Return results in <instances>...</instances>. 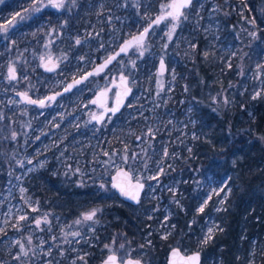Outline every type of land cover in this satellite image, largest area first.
Returning a JSON list of instances; mask_svg holds the SVG:
<instances>
[{
  "label": "rangeland",
  "instance_id": "obj_1",
  "mask_svg": "<svg viewBox=\"0 0 264 264\" xmlns=\"http://www.w3.org/2000/svg\"><path fill=\"white\" fill-rule=\"evenodd\" d=\"M79 1L63 0V7L54 8L49 0H40L35 5L33 0H0V143L5 151L10 149L11 158L6 178L4 182L0 180V229H3L0 231V264H86L89 248L100 240L99 212L94 218L99 223H94L82 219L83 214L92 209L73 217H62L53 210L42 208L39 197L28 183L44 172L51 179L58 178L66 186L76 189L85 187L89 180H96L95 184L107 192L111 187L108 178L118 168H128L136 179L146 183L142 211L155 221L153 229L161 237L173 234L176 228L170 223L173 207L184 208L185 189L191 185V200L198 202L196 211L205 201V210L210 207L214 211L213 215L204 217L200 225L196 224L200 239L196 246L201 247L207 228L218 225L215 233L221 227L215 213L225 209L231 186L228 178L220 181L214 173L204 172L202 166L197 169L185 167L186 157L199 138L208 139V131L196 114V103L189 102L184 95L189 91L188 84H181L183 89L179 91L178 65L193 59L202 42L204 57L215 59L212 62L219 68L214 72V81L207 86L203 82L205 79L200 77V101L205 105L207 100L215 111L221 105V98H227V89L236 92L240 87L241 93H250L251 100L257 91L261 93L260 97L264 94V55L261 58L248 56L250 60L255 57L256 64L252 69L242 61L245 50L240 43L241 34L256 29L255 21L245 16L249 2H235L233 10L241 16L231 23L227 15L224 19L219 16L220 8L215 0H194L184 11L188 19H182L171 40L168 18L151 32L145 41L143 55L134 47L108 71L93 76L57 101H50L44 107L28 106L18 92L44 98L63 89L108 57L127 38L141 31L157 14L169 11L165 6L171 2L161 1L160 10L154 12L151 0H88L84 14L90 26L83 27L76 35L66 33L67 36L60 37L61 31L68 29L61 20L62 13L69 7L76 8ZM4 7L8 10L4 11ZM33 7H41L39 12H51L57 24L54 26L47 19L37 22L38 18L34 22L35 14L39 12L31 11ZM258 11L264 16V2ZM25 19L32 23L30 29L21 26L25 25L22 22ZM244 23L252 28H247ZM257 33L258 30V39ZM68 43L72 47L85 48L78 54L72 49L63 54ZM145 57L155 62L148 74L141 66ZM237 57L236 69L239 77L246 76L245 81L238 85L235 80H229L225 89L219 78L233 69ZM49 58L59 64L55 72H47L43 67ZM9 67H15L17 80L8 79ZM120 75L129 78L133 94L120 114L111 115L98 124L93 117L100 109L91 103V99L100 90L111 88L112 101ZM124 157L128 158L127 162ZM160 169H163L162 173ZM151 176H158V179H148ZM226 193L225 203H219ZM217 208L221 210L217 211ZM20 215L27 219L20 221ZM37 219L41 221L39 227L35 222ZM196 219L199 220L200 215ZM77 220L81 223L76 224ZM73 232L80 235L74 237ZM149 235L151 231L147 237ZM17 240L24 245L27 256L20 252ZM121 243H124V249H120ZM107 245L108 254L111 248L121 258L138 256L136 258L146 263L144 250L131 245L122 235H116ZM255 251L254 248L251 252L252 261ZM16 256L20 259H15Z\"/></svg>",
  "mask_w": 264,
  "mask_h": 264
},
{
  "label": "trees",
  "instance_id": "obj_2",
  "mask_svg": "<svg viewBox=\"0 0 264 264\" xmlns=\"http://www.w3.org/2000/svg\"><path fill=\"white\" fill-rule=\"evenodd\" d=\"M161 1L165 0H151V10L158 12ZM215 1L219 5L221 18L224 19V15H227L229 22L233 23V20L241 16L233 10L235 2L239 0ZM241 1L249 2L245 16L255 21L259 34L258 39L256 29L241 34L240 43L245 50L242 61L252 69L256 64L255 57L250 60L248 56L258 55L261 58L264 55V16L258 11L264 0ZM87 2L88 0H80L76 8L69 7L62 13L61 20L68 25L69 31L64 29L60 37L65 36L66 33L76 35L75 33L83 27L90 26L84 14ZM5 10L8 9L4 7ZM45 18H48L47 15ZM244 25L252 28L248 23ZM108 27L106 25V28ZM253 33L255 35H252ZM84 48L76 45L72 47L68 43L62 53L66 54L72 49L78 54ZM204 52L200 42L195 57L188 61L184 60L178 65L179 91L183 89L181 84L186 82L189 91L184 95L189 102L196 103L198 109L196 114L208 131V139L199 138L184 164L186 168L193 169L202 166L204 172L214 173L220 181L228 178L231 192L225 203V209L215 213L221 222V227L214 233L211 241L201 247L196 246L197 241H200L197 238L199 237L197 225H200L207 215H213L214 211L210 207L204 213L196 211L198 202L191 200L193 195L191 185L185 189L187 197L183 201L184 208L173 207L170 223L175 224L176 228L172 235L164 239L154 231L155 221L149 219L142 211L144 197L140 204L133 205L119 198L111 187L107 192L102 191L95 184L96 180H89L85 187L76 189L66 186L58 178L51 179V176L49 177L45 172L31 178L28 184L32 192L39 197L42 208H46L47 211L53 210L62 217H73L93 208L102 210L99 211L100 240L96 246L89 248L86 264H100L108 254L105 245L116 235H122L131 242V245L141 247L145 252L144 260L147 264H166L169 251L176 246L186 253L199 249L203 255L202 264H245L246 260L252 258L251 252L255 248L254 264H264V94L258 99L251 100L250 93H241L240 87L236 92H232V88L225 90L229 80H235L238 85L245 81L246 76L239 77V70L236 69L239 61L237 57L232 64L233 69L229 73H222L219 78L225 87L227 98H221L222 102L217 111L207 100V103L202 105L201 90L198 86L200 77L202 80L205 79L203 82L207 86L214 81V72L219 68V65L212 62L215 59L211 60L210 56L204 57ZM154 65L155 62H151L148 57L141 61L143 72L146 74ZM224 99L229 103L225 104ZM8 150L5 151L3 144L0 143V180L3 182L11 160ZM110 178L107 180L109 184ZM199 215L200 219L195 221ZM194 221L195 224L192 225ZM150 231L151 235L147 237ZM148 238L150 243H147Z\"/></svg>",
  "mask_w": 264,
  "mask_h": 264
},
{
  "label": "water",
  "instance_id": "obj_3",
  "mask_svg": "<svg viewBox=\"0 0 264 264\" xmlns=\"http://www.w3.org/2000/svg\"><path fill=\"white\" fill-rule=\"evenodd\" d=\"M194 1V0H193ZM189 9V8H188ZM187 9H184V11ZM165 13H159L157 14L144 28H149V32L147 33V37L145 39V41L148 39L149 35L151 34V32L155 29V27L157 25H161L163 24L168 18L161 20L159 23H156L157 19L161 16L164 15ZM144 28L133 34L132 36H130L129 38H127L124 42L121 43V45L113 52L111 53L108 57H106L104 60L100 61L99 63H97L92 69H90L88 72L84 73L82 76H79L75 79H73L70 83L67 84L66 87H64L62 90L57 91L55 93L50 94L49 96H54L55 99L51 100V101H57L58 99H60L61 97H63L66 94H69L71 92H73L76 88H78L79 86H81L82 84L86 83L90 78H92L93 76H97L101 73H104L106 71L109 70V68L115 64L117 62V60L126 54H129L132 49L134 47H136L135 45V38L140 36L144 30ZM132 41L133 43L127 48V50L125 52H120L121 47H123L127 42ZM117 53H119V55H116ZM115 57V59H111L112 57ZM111 60L110 63H107L105 66L106 61ZM49 62V61H48ZM49 67H52L53 65H55V69L58 68L57 64H54L53 61H51V63H48ZM131 88V92H127V89ZM22 92V91H21ZM110 93L111 90L105 89V90H100L98 93H96L94 95V97L91 99V103L96 104L101 110L102 112L95 116L93 118V120L100 124L103 120H105L107 118V116L109 114L112 115H118L120 114L129 98L132 96L133 94V88L131 87V85L129 84V78L125 75H120V80L118 81V87L116 90V94L113 100V104L112 106H109L110 103ZM28 96L31 99L34 100H41V99H37L31 95L28 94ZM48 97V96H47ZM46 97V98H47ZM21 100L26 103L22 97L20 96ZM46 98H44L45 100V105L49 102V100H47ZM28 104V103H26ZM30 105V104H28ZM33 105V104H31ZM34 106H39L38 104H35ZM40 107V106H39ZM115 108L117 109L114 113L112 111H110V109ZM134 174L132 173L131 170H129L126 167H120L118 168L114 174H112L111 176V182H110V186L113 190H115V192L117 193V195L119 196V198H121L122 200L131 203L133 205H138L141 203L144 195H145V191H146V183L144 181L139 180L140 183L144 184V188L140 191L139 194V203H137L135 200H131L128 197L124 196L121 194L120 192V188L124 187L127 190H134V187L137 183ZM117 185V187H113V185ZM175 250V251H174ZM113 252L109 253L106 255V257L103 259V261L100 264H104V262L108 259V256L111 255ZM115 253V252H114ZM199 254V264L203 263V255L201 251H193V252H184L180 247L176 246L173 247L168 254V258H167V263L166 264H191V262L187 259V257L192 256L193 254ZM117 256V264H120V260H121V256L118 253H115ZM127 259H131L133 261L135 260H139L140 264H145V262L140 259V258H135V257H127L125 260Z\"/></svg>",
  "mask_w": 264,
  "mask_h": 264
},
{
  "label": "snow or ice",
  "instance_id": "obj_4",
  "mask_svg": "<svg viewBox=\"0 0 264 264\" xmlns=\"http://www.w3.org/2000/svg\"><path fill=\"white\" fill-rule=\"evenodd\" d=\"M34 5L40 3V0H33ZM49 3L51 4L52 7L54 8H61L63 7V0H49ZM193 5V0H171L170 3H168L165 7L167 9H170L169 11H167L164 15H161L156 23H159L161 20L166 19V18H170V22H171V31H169L168 33V37L169 40L172 39V35L175 32L176 28L179 26V24L181 23L182 19L183 20H187L188 16L185 14L184 9H188ZM43 6H47V5H41V7ZM41 7H33V9L31 11L33 12H39L41 10ZM27 11V9H26ZM5 31H7V29H4ZM149 32V28H144L142 34L138 37L135 38V45L137 47L138 50H140V54L143 55V49L145 48V39L147 37V33ZM252 35H255L254 33ZM77 44L80 43L79 40L76 41ZM132 41L127 42L123 47H121L120 52H125L127 50V48L132 44ZM166 47V45H165ZM192 47H195V45H193ZM116 55H119V53H117ZM205 56H207V53H205ZM44 58L41 57V60H43ZM111 59H115V57L113 56ZM111 60L106 61L105 66L107 63H110ZM51 63V58H49V62ZM45 70L52 72L55 71V65H53L52 67H49L48 64L44 65ZM164 68V64H163V60H161V69ZM8 79L10 81H15L17 80V73H16V69L15 67H9L8 70ZM127 92H131V88L127 89ZM17 95L21 96L22 99L28 103V104H38L40 107H44L45 106V100L41 99V100H34L31 99L28 96L27 92H18ZM261 93L259 91L255 92L254 95L252 96V99L255 100L258 97H260ZM47 100L51 101L54 100L55 97L54 96H48L46 98ZM224 103L227 104L229 103V101L227 99L224 100ZM117 109L112 108L110 109V111H112L113 113L116 111ZM13 138H15V133H13ZM190 151V149H189ZM105 155H107V153H105ZM165 155H167V152H165ZM127 157H124L125 162H127ZM29 163H32V161H29ZM41 167L43 166L42 164L40 165ZM160 172H163V169H160ZM148 179H158V176H151L148 177ZM101 188L104 187L103 184L100 185ZM113 187H117V185H113ZM134 187V190H127L124 187L120 188V192L122 195L128 197L131 200H135L137 203H139V194L140 191L144 188V184L140 183L139 180H137V183ZM21 191H24V189H21ZM220 191H223V188L220 189ZM230 192V189H229ZM227 199V193L225 195L224 198H222L219 203L223 204L225 203ZM207 207V201H205L203 204H201V206L198 207L197 211L199 213H204L205 208ZM36 209L34 208L33 211H35ZM217 211H220L221 209L217 208ZM99 211H102L100 209H92L87 213H84L82 216V219L84 221H93L94 223H99L98 220H94V218L97 216V213ZM27 216L25 215H20L19 216V220L23 221L26 220ZM45 222H47V216H45ZM36 225L39 227L41 221L39 219H37L36 221ZM76 224H80L81 220H77L75 221ZM14 227H17L16 225H14ZM173 227H175L173 225ZM218 227V225H214L212 227H208L207 231L205 233V235L202 237L201 239V243L202 244H207L209 241H211L214 237H213V233L216 230V228ZM3 229H0V231H2ZM17 230H21V229H17ZM220 231H223V229H220ZM72 236H79L80 233L79 232H73L71 233ZM164 239H167V236L162 237ZM31 242V238L29 237V243ZM17 244L20 245V252L23 253L25 256H27V252L24 249V245L21 244V242L19 240L16 241ZM113 243H115V240L113 241ZM106 248H108V245H105ZM120 249H124L125 245L124 243H121L119 245ZM109 251L112 252V249L109 248ZM175 251V250H174ZM15 259L19 260L20 257L16 256ZM81 259H83V257H81ZM187 259L191 262V264H199V254H193L190 257H187ZM104 264H117V256L116 254L113 252L111 255L108 256V259L104 262ZM120 264H140L139 260H131V259H127L125 260L124 258H121L120 260ZM245 264H254V261L252 260H246Z\"/></svg>",
  "mask_w": 264,
  "mask_h": 264
},
{
  "label": "flooded vegetation",
  "instance_id": "obj_5",
  "mask_svg": "<svg viewBox=\"0 0 264 264\" xmlns=\"http://www.w3.org/2000/svg\"><path fill=\"white\" fill-rule=\"evenodd\" d=\"M32 13V12H31ZM45 15H47V17L48 18H45ZM28 18V17H27ZM38 18V19H37ZM36 19H37V22H39V21H41V19H47V22H49V23H52V24H54V26L57 24V20L56 19H54V17H53V14L51 13V12H49V11H41V12H39L38 14H35V19H34V22H36ZM22 22H24L25 23V25H21V26H27L29 29H30V27L32 26V23H28V21L25 19V20H23ZM56 28V27H55ZM55 37V42H56V34H55V32H54V36H53V38ZM15 49V48H14ZM13 49V50H14ZM49 61V59L46 61V63L45 64H47V62ZM51 61H53V63L54 64H57L58 66H59V64L54 60V59H52L51 58ZM44 64V65H45ZM44 67V66H43ZM59 68V67H58ZM57 68V69H58ZM44 69H45V67H44ZM57 69H55V71L57 70ZM55 71H52V72H55ZM47 72H49V71H47ZM119 81V80H118ZM115 87H116V90H117V87H118V82L116 81V83H115ZM110 90H111V93H112V89L111 88H109ZM60 90H62V89H59V90H57V91H60ZM57 91H55V92H57ZM55 92H52V93H55ZM52 93H50V94H52ZM111 93H110V103H109V106H112V104H113V100H114V97H113V99H112V101H111ZM50 94H48L47 96H49ZM115 94H116V92H115ZM29 95H31V96H33V97H35V98H37L36 96H34V95H32V94H29ZM46 96V97H47ZM46 97H44V98H46ZM44 98H37V99H44ZM50 102V101H49ZM28 106H32V107H39V106H34V105H28ZM98 107V106H97ZM99 108V107H98ZM100 109V108H99ZM102 112V110L100 109V111L98 112V115L100 114ZM112 114H109L107 117H110ZM112 116H115V115H112ZM94 118V117H93Z\"/></svg>",
  "mask_w": 264,
  "mask_h": 264
}]
</instances>
